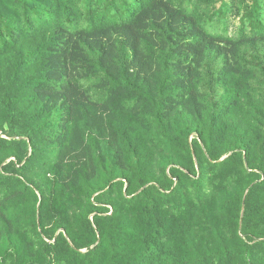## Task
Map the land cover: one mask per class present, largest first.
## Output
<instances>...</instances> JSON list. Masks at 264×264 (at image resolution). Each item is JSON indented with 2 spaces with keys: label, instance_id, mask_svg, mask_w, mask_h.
I'll use <instances>...</instances> for the list:
<instances>
[{
  "label": "trees",
  "instance_id": "16d2710c",
  "mask_svg": "<svg viewBox=\"0 0 264 264\" xmlns=\"http://www.w3.org/2000/svg\"><path fill=\"white\" fill-rule=\"evenodd\" d=\"M0 264H264V0H0Z\"/></svg>",
  "mask_w": 264,
  "mask_h": 264
}]
</instances>
